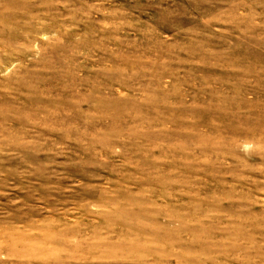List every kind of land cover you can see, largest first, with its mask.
Instances as JSON below:
<instances>
[{
    "label": "rangeland",
    "instance_id": "obj_1",
    "mask_svg": "<svg viewBox=\"0 0 264 264\" xmlns=\"http://www.w3.org/2000/svg\"><path fill=\"white\" fill-rule=\"evenodd\" d=\"M0 264H264V0H0Z\"/></svg>",
    "mask_w": 264,
    "mask_h": 264
}]
</instances>
